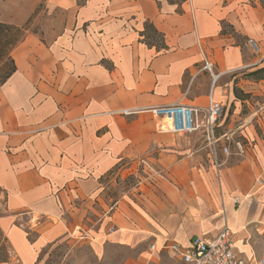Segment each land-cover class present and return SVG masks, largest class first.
I'll return each mask as SVG.
<instances>
[{"label":"crops","instance_id":"1","mask_svg":"<svg viewBox=\"0 0 264 264\" xmlns=\"http://www.w3.org/2000/svg\"><path fill=\"white\" fill-rule=\"evenodd\" d=\"M41 1L0 0V22L24 25ZM251 1V10L261 8ZM247 5L246 0L180 5L85 0L62 7L54 23L42 25L44 35L25 34L12 50L16 70L0 86V189L5 193L0 228L17 258L0 264H38L42 250L60 241L88 244L98 261L113 245L132 250L121 264H183L164 251L149 250V244L159 247L170 239L188 245L195 237H214L224 225L234 232L240 256L264 254V119L259 136L252 120L239 116L243 100L233 93L226 96L236 119L216 136L217 141L229 136L238 158L216 167L209 152L218 181L199 188L196 198L184 203L188 209L124 206L118 200L97 225L84 222L95 200L102 203L101 178L119 159L162 139L144 121L146 108L204 106L210 90L216 99L229 89L215 85L226 73L259 66L231 34L221 33L225 23L242 36L252 34ZM145 22L162 33L166 48L141 40ZM204 58L220 73L213 87L210 74L201 70ZM191 158L177 161L175 172L190 173ZM184 164L191 165L183 171ZM24 217L34 237L24 229Z\"/></svg>","mask_w":264,"mask_h":264},{"label":"rangeland","instance_id":"2","mask_svg":"<svg viewBox=\"0 0 264 264\" xmlns=\"http://www.w3.org/2000/svg\"><path fill=\"white\" fill-rule=\"evenodd\" d=\"M76 1L44 0L40 2L41 4L39 3L35 14L27 24L29 30L44 35L42 25L50 24L52 21L54 23L52 19L61 15L59 10L65 6H75ZM246 3L249 10L247 16L248 27L252 34L245 37L236 32L234 33L227 24L224 25V29L233 35L235 42L241 45L245 55L254 59L256 64L261 66L264 65V10L258 7L251 10L249 5L252 1L246 0ZM249 39L256 42L258 50H253L248 43ZM248 70L249 67L247 66L236 68L226 73L225 79L220 78L217 80L216 86L224 85L225 87L228 86L229 89L221 91L222 97L215 94L216 99L221 100L223 105V113L219 120L223 124L221 123L220 126L216 127V133L225 128L226 122H229L232 118L236 119L234 105L228 102L226 96L228 93H233L232 88L235 85L238 90L247 94H241L243 95L241 96L243 98L242 102L237 100V104L240 101L239 116L250 118L256 133L259 136L263 135L260 124L264 119V79L253 81L245 78L244 73ZM213 71L216 72L215 68H213ZM142 117L150 125L152 132L161 134L163 137L160 138L161 140L158 139L154 142L146 151L133 157L119 159L117 166L101 178L103 183L102 203L95 200L93 208H88L84 217V222L88 225H97L99 219H102L105 214L113 212L115 210L114 204L118 200L124 201V206L128 202L130 206L135 203L138 207L153 209L165 205L170 206L171 204L173 208L178 206V209H188L184 203L195 199L198 192H200L199 188L208 189L212 185L211 182L218 181L214 164L208 155L210 150L207 141L200 131L184 135H176L168 131H160L162 133H159L157 127L160 121L159 118L153 117L150 113H142ZM224 143V138L216 143L217 159L220 164H223L225 159L232 161L233 158H238L233 153L238 150L235 143L229 144L228 155L222 152ZM244 143H246V140ZM230 153L232 154L230 155ZM184 156L192 157L190 163L194 168L190 173L180 176L175 172L174 164ZM188 165H183V171ZM184 183L194 186H185ZM182 188L185 191L183 195L180 191ZM2 201L3 195L0 192V211L3 212ZM77 203L81 202L77 201ZM66 218H69L67 213ZM24 219L21 221L24 229L28 231L30 237H34L35 231L25 225L24 221L27 218L24 217ZM151 245L149 244V250H151ZM131 253L132 250L125 247L107 245L105 258L98 261L88 244L82 243V245H79L77 243L72 245L60 241L50 245L44 252L40 253L41 260L38 264H121L123 259ZM10 255V261L16 263L17 258L11 250Z\"/></svg>","mask_w":264,"mask_h":264},{"label":"built area","instance_id":"3","mask_svg":"<svg viewBox=\"0 0 264 264\" xmlns=\"http://www.w3.org/2000/svg\"><path fill=\"white\" fill-rule=\"evenodd\" d=\"M248 43L253 50H258L254 40L249 39ZM213 68L214 63L209 58H204L201 70H206L210 74L212 87L220 75V73L214 72ZM145 111L160 119L157 124L159 131H168L176 135L200 131L210 147L215 166H220L216 158V142L218 140L216 127H218L223 113V105L213 98L211 90L204 106L171 103L152 106L146 108ZM225 137L226 144L222 151L228 155V147L232 139L229 136ZM233 235L234 232L224 225L212 238L195 237L188 245L165 239L159 244V247L152 244L150 249L164 251L170 256L178 258L183 264H264V254L250 259L240 256L236 251Z\"/></svg>","mask_w":264,"mask_h":264},{"label":"trees","instance_id":"4","mask_svg":"<svg viewBox=\"0 0 264 264\" xmlns=\"http://www.w3.org/2000/svg\"><path fill=\"white\" fill-rule=\"evenodd\" d=\"M42 0L41 2H43ZM171 3H177L180 5L185 0H168ZM77 5H82L85 0H77ZM258 4L262 9H264V0H257ZM41 4V3H40ZM180 11V9H179ZM28 22L24 25L18 26L10 23L0 22V86L10 77V75L16 70V64L14 58L12 56L13 48L24 38L25 34L30 31L28 26ZM225 23H222V30L221 33H228L224 29ZM229 25V24H227ZM229 27L232 29V32L235 33L234 29L231 25ZM142 36V41H144L147 45L155 46L158 49L166 48V44L163 39V35L159 32L152 23L145 22L144 30L140 33ZM233 36V35H232ZM245 78L259 81L264 79V65L256 66L253 69L246 71L244 73ZM233 94L236 99L243 100L241 96L247 95L242 93L238 88L234 85L232 88ZM243 94V95H241ZM118 163H116L117 166ZM111 171V170H110ZM108 171V173L110 172ZM1 194H3V208L5 202V193L2 189H0ZM3 214L0 211V216ZM50 247V246H49ZM45 250V249H44ZM42 250V252H44ZM10 246L7 241L6 236L2 232L0 228V263L1 262H8L10 260ZM41 259L39 255L38 261Z\"/></svg>","mask_w":264,"mask_h":264}]
</instances>
